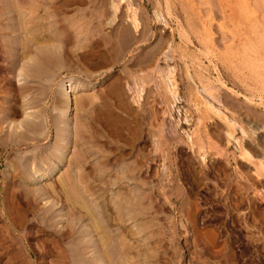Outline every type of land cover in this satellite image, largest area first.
<instances>
[{"label":"rangeland","instance_id":"374dc122","mask_svg":"<svg viewBox=\"0 0 264 264\" xmlns=\"http://www.w3.org/2000/svg\"><path fill=\"white\" fill-rule=\"evenodd\" d=\"M112 1L0 0V264H264V0Z\"/></svg>","mask_w":264,"mask_h":264},{"label":"bare ground","instance_id":"6f19581e","mask_svg":"<svg viewBox=\"0 0 264 264\" xmlns=\"http://www.w3.org/2000/svg\"><path fill=\"white\" fill-rule=\"evenodd\" d=\"M84 1V0H83ZM89 1V0H88ZM91 1V0H90ZM127 1V6H130V2H129V0H126ZM95 2V1H94ZM113 3H112V8H113V18H111V22H110V24H112V23H114L115 22V20L117 19V17H118V11H119V9H120V5H121V3L123 2V0H113L112 1ZM84 3V2H83ZM133 6V5H132ZM89 8V7H88ZM132 8V7H131ZM131 8H129L128 7V23L129 24H131V26L130 25H127V26H125L123 29H122V32L120 33V32H118V33H120L119 34V36H117L118 37V39H119V42H120V44L119 45H121V44H125L126 46H130L132 43L134 44V41H135V37H134V27L135 28H138L139 27V25H140V23H139V20H138V18H137V14H136V12H135V10H131ZM134 8V7H133ZM84 9V8H83ZM134 9H136V8H134ZM85 10V9H84ZM156 14H157V18L158 17H160L161 18V14L159 13V12H156ZM45 16V15H44ZM56 16V15H55ZM47 17V16H46ZM87 17V16H86ZM91 18V17H90ZM83 19H84V17H83ZM79 20V19H78ZM80 20H82V19H80ZM160 20H163V19H160ZM74 21V20H73ZM83 21V20H82ZM84 21H85V19H84ZM87 21H88V19H87ZM90 21V20H89ZM76 22H77V20H76ZM79 22V21H78ZM91 22V21H90ZM93 23V22H92ZM73 24H75V23H73ZM80 25V24H79ZM78 25V26H79ZM132 25H133V27H132ZM64 26V25H63ZM124 26V25H123ZM88 27H89V25H88ZM65 28V27H64ZM64 28L62 27V30H64ZM136 30V29H135ZM120 31V30H119ZM116 32V31H115ZM72 35V34H71ZM97 35V34H96ZM57 36V35H56ZM78 36V35H77ZM81 36V35H80ZM79 36V37H80ZM59 37V36H58ZM70 37V36H69ZM117 37H115V38H117ZM39 38V37H38ZM83 38V37H82ZM145 38V37H144ZM60 39V38H59ZM109 39V38H108ZM34 40H35V38H34ZM63 40V39H62ZM80 40H81V38H80ZM83 40V39H82ZM86 40V39H85ZM106 40V39H105ZM136 40H137V38H136ZM60 41V40H59ZM77 41V40H76ZM93 41V40H92ZM110 41V40H109ZM117 41V40H116ZM140 41V40H139ZM34 42V41H33ZM63 43H64V41H62ZM61 42V43H62ZM108 42V41H107ZM111 42V41H110ZM113 42V41H112ZM35 43H37L36 41H35ZM62 43V44H63ZM80 43V42H79ZM89 44H90V42H88ZM92 43V42H91ZM109 43V42H108ZM136 43V42H135ZM139 43V42H138ZM38 44V43H37ZM59 44V43H58ZM61 44V45H62ZM65 44H66V42H65ZM101 44H103V43H101ZM43 45V44H42ZM85 45V44H84ZM97 45V44H96ZM112 45V44H111ZM115 45V44H114ZM113 45V46H114ZM63 46H64V44H63ZM59 47V45L57 46V48ZM65 47V46H64ZM63 47V48H64ZM116 47V46H115ZM128 48V47H127ZM131 48V47H130ZM65 49V48H64ZM104 49V48H103ZM61 50V49H60ZM106 49H104V51H105ZM111 50V49H110ZM133 50V49H132ZM111 52V51H110ZM150 52V51H149ZM165 52V51H164ZM149 54V53H148ZM152 54V57L150 58L151 59V61L153 60V58L155 57L154 56V54H155V52L154 53H151ZM162 54V53H161ZM167 54V52H165L163 55H165V57H163V58H166L167 59V57H169V54L168 55H166ZM67 55V54H66ZM170 58V57H169ZM148 61H149V59H147ZM154 61V60H153ZM158 61V60H157ZM166 61H168V59L166 60ZM158 64V63H157ZM149 66V65H148ZM157 67V66H156ZM160 67V69H159V71H161V74L162 73H165L164 74V81H163V83L165 84V88H166V90H165V88H164V90L165 91H167V93H169V95H171L172 97V99H173V102H176L179 98H180V96H179V93H178V85H177V81H176V79H175V76L173 75L174 74V72H173V70L172 69H169V70H167L168 72H166L164 69V71L165 72H163V70H161L162 68H161V66H159ZM166 67H168V66H166ZM158 68V67H157ZM153 69V68H152ZM166 69H168V68H166ZM157 70V69H156ZM152 71V70H151ZM159 71H157V72H159ZM146 72V71H145ZM153 73V72H152ZM154 75V74H153ZM159 75H160V73H159ZM177 76V75H176ZM190 77V76H189ZM150 80V79H149ZM120 83V82H119ZM137 84V83H136ZM156 84V83H155ZM138 85V84H137ZM158 85V84H157ZM129 87V86H128ZM131 89L134 91V95H135V97L137 96V97H140V94H141V89H140V87H137L136 85H135V87L132 85V87H131ZM143 91V90H142ZM166 93V92H165ZM139 102V101H138ZM172 103V102H171ZM214 103V102H213ZM213 103H211L212 105H213ZM173 104V103H172ZM215 104V103H214ZM208 105V104H207ZM174 106V105H173ZM214 106V105H213ZM214 112H216L218 115L219 114H223V116H227L226 114H224V112L220 109V108H218V107H215L214 106ZM220 116V115H219ZM222 118V117H221ZM228 118V117H227ZM230 119V118H229ZM227 120V119H226ZM228 122V121H227ZM230 122L231 121H229L228 122V128H229V131H228V135H230L231 137H233V131L231 130V124H230ZM232 123V122H231ZM208 124V123H207ZM244 132V131H243ZM235 139H236V137H234ZM156 145V144H155ZM60 150V149H59ZM208 152V151H207ZM60 155V154H59ZM62 155V154H61ZM28 161V160H27ZM45 162H46V160H45Z\"/></svg>","mask_w":264,"mask_h":264}]
</instances>
